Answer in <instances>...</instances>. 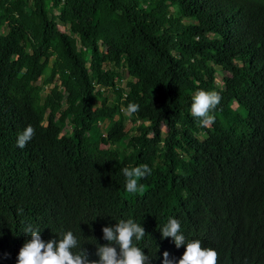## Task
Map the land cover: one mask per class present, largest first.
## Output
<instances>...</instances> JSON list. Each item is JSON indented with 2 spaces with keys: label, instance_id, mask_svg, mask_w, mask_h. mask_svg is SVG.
<instances>
[{
  "label": "trees",
  "instance_id": "trees-1",
  "mask_svg": "<svg viewBox=\"0 0 264 264\" xmlns=\"http://www.w3.org/2000/svg\"><path fill=\"white\" fill-rule=\"evenodd\" d=\"M172 3L0 0V264H16L29 224L45 241L71 230L97 260L102 228L128 218L145 229L133 242L149 264L165 251L178 260L185 246L160 231L169 217L218 264H264V0H184L189 17L212 24L185 22ZM197 88L221 95L209 127L191 114ZM105 89L115 99L96 107ZM28 125L35 135L20 149ZM143 164L144 191L128 193L122 169Z\"/></svg>",
  "mask_w": 264,
  "mask_h": 264
},
{
  "label": "clouds",
  "instance_id": "clouds-1",
  "mask_svg": "<svg viewBox=\"0 0 264 264\" xmlns=\"http://www.w3.org/2000/svg\"><path fill=\"white\" fill-rule=\"evenodd\" d=\"M221 102V95L217 91L199 89L191 97V114L199 118L200 126L209 127L215 121L212 115L214 109ZM128 114L139 111V105L129 103ZM35 135L31 125L18 134L17 146L23 149ZM125 177V189L128 193L143 192V185L138 182L151 174L147 164L125 167L122 169ZM117 221V220H116ZM162 238L171 237L177 248L185 246L182 256L177 260L163 253V264H218V252L211 247L202 246L199 239H186L181 232L180 222L169 217L167 223L160 228ZM24 232L30 239H26L19 250L16 264H149L150 257L133 241H141L146 232L140 223L132 218L119 219L114 226L102 228L103 238L109 243L97 245V260L89 259L86 250L82 248L71 230L57 233L58 239L45 241L40 235V229L27 225ZM113 244L119 246L117 248ZM74 249H79L74 251Z\"/></svg>",
  "mask_w": 264,
  "mask_h": 264
},
{
  "label": "rangeland",
  "instance_id": "rangeland-1",
  "mask_svg": "<svg viewBox=\"0 0 264 264\" xmlns=\"http://www.w3.org/2000/svg\"><path fill=\"white\" fill-rule=\"evenodd\" d=\"M168 11L171 14H173L174 16H177V17L179 16V17L183 18V20L187 23L198 21L202 24H212L216 20H218V18L216 16H213V15L201 16V17H198V19L189 17L187 10H186V6L184 5V0H180V4L179 3L178 4L177 3L169 4ZM53 12L58 13L56 9H54ZM58 24H59V27L62 31L73 34V32H71L68 24L64 23L60 19H58ZM81 44L85 47L88 46L84 41H81ZM105 67L110 68L112 70V74H114V75H116L117 70H119L118 69L119 64L115 63V62L107 63ZM120 70H121V72H125V70H123L121 67H120ZM217 72L219 74L218 76H220L221 70L219 69V67L217 68ZM117 80L120 82V84L118 85L119 87H118L117 91L123 94L124 91L122 89V85L124 84V80H120L119 78ZM38 83L42 84V80L39 79ZM49 92H50V86L43 85V88L41 91L42 97H45L46 95H48ZM114 99H115L114 92H112L110 89H105V90H103L102 95H100V97L98 96V98L96 99L95 106L97 107L100 105H104L105 103L110 104L111 102H113ZM236 106H237V103H235L233 105V108L235 109ZM126 109L127 108L123 106L122 113H123V116H124V119L126 122V129L129 130L130 132L136 133L138 131V127L142 123V120H140L135 115V113L128 114ZM49 113H50V110H49ZM44 123L46 124L47 120H45ZM107 123L108 122L105 121V122H102L100 124V129L102 130V132L105 131V127H106ZM71 131H72V126L66 124L63 133L64 134H70ZM164 131L165 132L167 131V129L165 127H164ZM209 134H210V131L207 130L206 132H203L201 136H207ZM110 147H111V143L108 140H103V142L101 144L102 152L106 153L110 149ZM196 157H199V156L197 155Z\"/></svg>",
  "mask_w": 264,
  "mask_h": 264
}]
</instances>
